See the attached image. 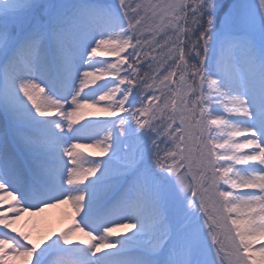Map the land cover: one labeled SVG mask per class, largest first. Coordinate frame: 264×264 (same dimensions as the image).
<instances>
[{"label":"snow or ice","instance_id":"snow-or-ice-1","mask_svg":"<svg viewBox=\"0 0 264 264\" xmlns=\"http://www.w3.org/2000/svg\"><path fill=\"white\" fill-rule=\"evenodd\" d=\"M62 205L58 235L14 227ZM16 258L264 264V0H0V264Z\"/></svg>","mask_w":264,"mask_h":264},{"label":"rangeland","instance_id":"rangeland-1","mask_svg":"<svg viewBox=\"0 0 264 264\" xmlns=\"http://www.w3.org/2000/svg\"><path fill=\"white\" fill-rule=\"evenodd\" d=\"M80 151L85 153H98L99 149L84 147ZM48 211L50 218L43 227L36 226L37 222H34V217L30 215L22 217L14 224V227L17 229V232L23 231L28 233L33 242H37L45 239L49 233H56L58 235L61 230L73 226L74 212L71 205H62L58 208L48 209ZM76 219L78 220L79 218L76 217ZM125 231L126 229H118V232ZM11 264H26V262L23 258H16Z\"/></svg>","mask_w":264,"mask_h":264},{"label":"bare ground","instance_id":"bare-ground-1","mask_svg":"<svg viewBox=\"0 0 264 264\" xmlns=\"http://www.w3.org/2000/svg\"><path fill=\"white\" fill-rule=\"evenodd\" d=\"M33 217H34V222H37L36 226L43 227L44 224H46L47 220H49L50 215H49V211L46 210L44 213H41V214H39L37 216H33ZM41 229H43V228H41Z\"/></svg>","mask_w":264,"mask_h":264}]
</instances>
